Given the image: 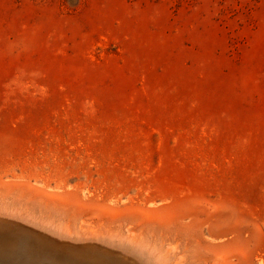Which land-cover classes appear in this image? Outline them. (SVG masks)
Returning <instances> with one entry per match:
<instances>
[{"label": "rangeland", "instance_id": "374dc122", "mask_svg": "<svg viewBox=\"0 0 264 264\" xmlns=\"http://www.w3.org/2000/svg\"><path fill=\"white\" fill-rule=\"evenodd\" d=\"M0 248L264 264V0H0Z\"/></svg>", "mask_w": 264, "mask_h": 264}, {"label": "water", "instance_id": "95a60500", "mask_svg": "<svg viewBox=\"0 0 264 264\" xmlns=\"http://www.w3.org/2000/svg\"><path fill=\"white\" fill-rule=\"evenodd\" d=\"M1 250H2V248H0ZM32 249V248H31ZM1 252V251H0ZM2 253H4V252H2ZM23 255H24V253H23ZM23 255H22V258L21 257H17V254H15V256L14 257H16L17 258V263H20V262H28V261H32V260H34L35 261V256H36V254H35V252L33 251V252H30L27 256L28 257H24L23 258ZM1 258H3V255H1L0 254V260H1ZM45 264H48V262L47 261H45L44 262Z\"/></svg>", "mask_w": 264, "mask_h": 264}, {"label": "bare ground", "instance_id": "6f19581e", "mask_svg": "<svg viewBox=\"0 0 264 264\" xmlns=\"http://www.w3.org/2000/svg\"><path fill=\"white\" fill-rule=\"evenodd\" d=\"M19 251H23L22 249H19ZM146 258V257H145ZM3 258H1L2 260ZM141 261H143V259H141ZM150 262V261H149ZM29 264H31L32 262L31 261H28ZM150 264V263H149Z\"/></svg>", "mask_w": 264, "mask_h": 264}]
</instances>
